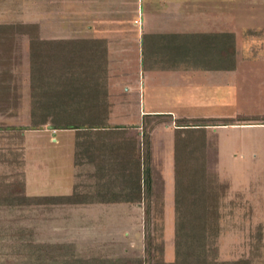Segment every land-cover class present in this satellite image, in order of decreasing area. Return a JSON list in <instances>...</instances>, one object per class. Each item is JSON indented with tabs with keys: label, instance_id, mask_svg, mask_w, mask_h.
<instances>
[{
	"label": "rangeland",
	"instance_id": "1",
	"mask_svg": "<svg viewBox=\"0 0 264 264\" xmlns=\"http://www.w3.org/2000/svg\"><path fill=\"white\" fill-rule=\"evenodd\" d=\"M53 1H56L55 10L46 7V0H0V25L35 23L42 40L87 31V24L63 25L60 13L62 10L71 13V5L67 1ZM157 6L150 16L165 13L172 20L176 13L188 8L192 16L197 12L193 21L180 25V31L218 30L234 35L233 71L194 72L182 77L164 74L157 76V82L153 81L152 73L145 76V83L140 79L137 93H144L148 99L149 90L157 87L156 93L162 98L157 105L151 100V106L162 111L170 109L177 117L229 118L232 125L207 128L202 137L210 209H215L217 214V230L215 236L208 237V246L211 244L215 249L214 260L218 262L247 259L250 264H264V121H239L243 117L264 116V0H206L195 5L176 2ZM73 7L78 11L76 14L96 18V0L75 1ZM138 8L137 27L141 29L140 18L148 12V7L144 4ZM203 11H212V15L200 19ZM169 24L163 30L176 29ZM13 47V73L19 78L16 95H20V105L0 116V198L3 199L0 200V264L48 263L47 247L56 244L71 245L75 256L82 259L133 261L143 257L144 215L141 211L123 206L99 207L94 215V211L83 214L54 209L44 206L43 201L38 206H17L4 200L22 195V181H25L24 195L54 193L52 184L45 185V172L40 175L41 183H34L39 175L34 174V163L39 159L53 172H49L48 178L51 176L58 181L56 191L60 194L71 191L65 160L73 136L63 130L52 132L48 124L26 129L33 128L28 105V38H16ZM127 72L131 73V81L138 80L137 71L130 68ZM143 103L141 99L139 105L130 108L143 111L147 109ZM18 128H25L22 138L14 133ZM172 133L167 127L157 128L153 146L155 161L151 168L154 194L163 202L161 222L166 261L173 255ZM156 228H159L157 222ZM150 232L156 235L158 229ZM89 242L96 243V248L84 245Z\"/></svg>",
	"mask_w": 264,
	"mask_h": 264
},
{
	"label": "trees",
	"instance_id": "2",
	"mask_svg": "<svg viewBox=\"0 0 264 264\" xmlns=\"http://www.w3.org/2000/svg\"><path fill=\"white\" fill-rule=\"evenodd\" d=\"M38 25H0V116L20 105L16 95L17 75L14 70L16 38H28V105L31 126L52 127L54 131L74 130L76 146L89 153L96 141V150L105 152L106 162L97 164L96 203L138 204L140 186L135 171L122 170L113 160L116 150L107 151L96 130L121 128L108 126L111 105L107 95L108 51L104 41L96 39L42 40ZM141 65L146 68H192L202 71H233L234 35L229 32L195 34H144L141 41ZM8 112V113H7ZM242 122L264 121V116L243 117ZM171 115H145V154L143 167L144 247L143 257L132 260L77 258L71 245L56 244L49 248L44 264H250L247 259L234 262L214 260L215 249L208 246V237L215 236V209H210L206 186L205 129L229 126V118H178L174 120V192H173V255L164 259L163 202L152 187L148 132L155 126L170 124ZM1 130V129H0ZM23 137L25 128L14 129ZM101 141L100 143H98ZM113 151V152H112ZM110 152V153H109ZM112 152V153H111ZM0 159L2 154L0 153ZM83 187V186H82ZM83 188H86L83 187ZM7 197L20 206L62 207L79 202L71 197L24 195ZM5 198V197H4ZM0 200H3L0 198ZM11 205V204H10ZM155 222V225H154ZM156 222L159 228H156ZM158 229L155 235L150 230ZM215 229V230H214Z\"/></svg>",
	"mask_w": 264,
	"mask_h": 264
},
{
	"label": "crops",
	"instance_id": "3",
	"mask_svg": "<svg viewBox=\"0 0 264 264\" xmlns=\"http://www.w3.org/2000/svg\"><path fill=\"white\" fill-rule=\"evenodd\" d=\"M64 3L66 1L71 5L72 12L64 13L63 10L60 13L61 23L66 26H75L81 24H87L86 32L83 34L79 31L69 33H64L62 37L56 38V40H80V39H96L98 41H104L107 45L108 51V67H107V95L108 101L111 105V111L108 114L107 122L110 127H121L117 129L109 128L105 130H96V137H102L103 141H99L98 143H107L109 144V148L107 151L116 150L114 152L113 160H117L120 163V167L122 170L135 171L136 176L138 175V181L140 186L139 192V200L138 204H123V203H115V204H98L96 203V170L97 164H102L106 162L105 152H101L96 150V141L93 143L92 150L89 153H84L81 149H78L76 146V132L74 130H63L67 131L73 136L72 143L69 147L67 159L65 160L66 166L69 167V185L71 186V191L69 194H60L56 191L57 180L54 177L48 178V174H52V170L44 167L45 165L42 163L41 159L36 160L34 165L35 167V175H38V178L35 179V185L37 183H41V173L45 172L46 181L45 185L48 187L49 185H53L51 188L54 193L45 194V195H29V196H48V197H71L77 194L78 198L76 204H71L67 206L57 207L52 206L54 209L64 210L68 209L70 211H94V215H96V208H110L116 206L127 207L128 209H134L141 211L144 215V205H143V167H144V154H145V142H144V131L142 122L145 115H160L167 114L171 115L172 122L170 124H161L153 127L149 132V151H150V166L152 168V163H154V155H153V146L154 143V134L158 127L163 126L169 128L173 131V167H174V120L178 118H188L183 115L176 116L174 112L170 109H165L164 111L153 108L152 103L157 105L156 103L161 100V96H159L156 91L157 87L150 91V98L145 99V94H138L140 87V79L143 80L146 75L153 73V81L157 82V76L164 74H176L177 76H183L190 73H228L227 71H202L196 70L192 68H146L144 69L141 65V41L142 36L144 34H195V33H215V32H223V31H204V32H183L178 30L180 25H186L187 22L193 21L196 18V11L192 16V13H188V8L184 12L176 13V17H169L165 13H162L160 16H150V13L153 14V9H156L157 5H163L164 3H182L184 5H191L192 3L201 2L204 3L206 0H96V18L94 15L91 18L84 17L83 15L76 14V10L73 8V4L79 2L80 0H62ZM47 8H52L55 10V4L53 0H46ZM50 4V6H49ZM147 5L148 14L143 13L140 18L142 28L139 29L137 25H139V16L137 13L138 7L143 5ZM149 5V6H148ZM49 6V7H48ZM151 6V7H150ZM155 6V7H154ZM144 10V7H143ZM211 12V14L209 13ZM203 11V13L199 14L200 19L211 16L212 11ZM58 14V13H57ZM165 16V17H164ZM193 17V18H192ZM215 17V16H214ZM67 18V19H65ZM170 21H168V20ZM68 20V22H65ZM82 20V21H81ZM204 20V19H203ZM213 20V19H211ZM172 26L176 28L175 30H163L164 26ZM135 26L137 27L135 29ZM131 27H134L133 29ZM152 29V30H150ZM67 35V36H66ZM66 36V37H65ZM55 40V39H53ZM133 55V56H131ZM132 58H131V57ZM137 71L138 80L131 81V73H128L129 69ZM140 74L142 78H140ZM155 75V76H154ZM126 78V79H125ZM147 82V81H146ZM145 83V82H144ZM143 83V84H144ZM145 85V84H144ZM148 83H146V86ZM156 85V84H155ZM137 99L139 101H137ZM143 103V106H147V109H143V111L137 109V111L133 108L136 104L139 105L140 100ZM151 100L153 101L151 103ZM155 101V102H154ZM131 107V108H130ZM204 118V117H203ZM54 132V130H52ZM56 141V140H55ZM57 143V141H56ZM113 152V151H112ZM111 152V153H112ZM110 153V152H109ZM65 165V164H64ZM58 165L55 167L57 168ZM60 167V166H59ZM51 170V171H50ZM174 171V170H173ZM44 175V174H43ZM174 179V176H173ZM86 186V188L83 187ZM37 189V188H36ZM49 190V189H48ZM58 190V189H57ZM165 200V199H164ZM166 201V200H165ZM173 203V196H172ZM167 209V203H166ZM87 244V245H86ZM86 246H91L92 248H96V243H84ZM89 249V248H88Z\"/></svg>",
	"mask_w": 264,
	"mask_h": 264
},
{
	"label": "water",
	"instance_id": "4",
	"mask_svg": "<svg viewBox=\"0 0 264 264\" xmlns=\"http://www.w3.org/2000/svg\"><path fill=\"white\" fill-rule=\"evenodd\" d=\"M48 129H49V130H52V127L49 126Z\"/></svg>",
	"mask_w": 264,
	"mask_h": 264
}]
</instances>
